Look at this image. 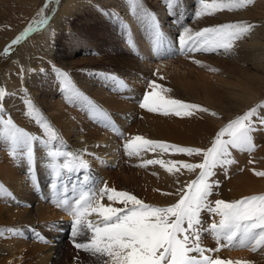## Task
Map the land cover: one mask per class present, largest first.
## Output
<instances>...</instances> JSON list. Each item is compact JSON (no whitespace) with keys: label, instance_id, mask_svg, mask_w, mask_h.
<instances>
[{"label":"snow or ice","instance_id":"snow-or-ice-1","mask_svg":"<svg viewBox=\"0 0 264 264\" xmlns=\"http://www.w3.org/2000/svg\"><path fill=\"white\" fill-rule=\"evenodd\" d=\"M253 2L254 0H198L194 17L211 16L224 10H240ZM128 3L132 7L133 15L147 26L151 48L159 55L169 47V42L158 19L143 8L140 0H128ZM165 3L171 15L178 7L179 0H165ZM46 8L47 4L38 15L44 13ZM33 23L4 49L5 56L10 53L12 45L27 38L34 30ZM43 23H47V20ZM181 27L182 31L177 40L182 51L218 52L222 49L224 54H230L236 42L246 37L253 28L250 24H224L206 27L193 33L189 27ZM128 43L134 46L132 42ZM23 71L21 69L22 73ZM58 74L63 79L61 91L66 103L80 107L90 118L107 120L109 123L105 126L108 127L111 123L108 114L72 85L67 73ZM99 75L118 89L127 88L126 82L115 74ZM148 83L150 90H146L139 105L142 109L164 116H190L193 110L209 111L200 105L169 97L167 93L171 89L155 81ZM10 95L14 94L0 88V144L7 147L10 157L26 164L29 181L36 164L34 146L39 145L41 151L45 152L43 166L50 175L51 195L48 199L55 207L72 217L71 235L74 246L87 253L93 264H232L231 261L218 257L213 259L206 253L219 251L223 247L230 250L250 249L253 252L264 249V195H252L231 202L216 200L214 204L209 200L214 189L219 186V182L212 179L216 175V169L226 170L235 163L231 158V149L249 153L254 151L256 145L253 143V133L264 129V104L229 121L215 135L211 147L207 149L183 147L141 136H135L127 142L124 149L128 156L159 149L161 153L202 158L199 163L151 159L141 165L159 164L170 174L180 172L181 169L189 173L199 170L195 179L177 189L179 198L175 203L155 206L127 191L109 188L106 182L92 177L87 161L78 152L68 148L52 122L45 118L30 98L24 101L25 114L38 125L41 135H33L17 126L11 118H3V103ZM211 115L215 116L216 113ZM42 136L46 138L42 139ZM82 171L84 175L80 176ZM255 174L264 177V172ZM32 186L33 190L37 187L35 184ZM5 195L13 198V194L0 184V197ZM105 197L109 202L107 205L102 202ZM114 204L122 207L113 206ZM205 212L212 217H219L218 222L213 219L210 224L205 225L202 217ZM93 215L97 220L89 219ZM47 227L49 230H61L57 224ZM6 231L18 232L17 229ZM205 233L216 240V249L203 246ZM77 238H81V242H77ZM42 242L48 243L43 238ZM236 264L251 262L237 261Z\"/></svg>","mask_w":264,"mask_h":264},{"label":"rangeland","instance_id":"rangeland-1","mask_svg":"<svg viewBox=\"0 0 264 264\" xmlns=\"http://www.w3.org/2000/svg\"><path fill=\"white\" fill-rule=\"evenodd\" d=\"M24 1L25 0H0V35L5 34V36H7L8 32L19 29L20 25L28 18V21L25 22V26L23 27L24 29L16 32V34L0 48V70L3 71L7 69L9 55L11 51L15 49L14 47L24 46L26 48L25 41L27 39L31 40L32 47H34V57L41 59L46 66H40L36 69L33 68L27 75H25V73L22 74V72L13 73L14 76H17L16 80L18 87L15 89V97L18 100L17 103H15L16 101L11 102L13 101V96L10 95V98H8V100L6 99L3 105H24V101L29 98L38 109L41 108L39 105H47L49 102H59L60 105H71L66 103L64 95L62 94L61 86L63 79L58 73H67L72 85L98 105H104L105 102L102 100L104 96V99L113 97L124 102V104L139 106L143 101V95L146 90H150L148 82L155 81L157 84L171 89V91L167 93L169 97L179 99L186 103L197 104L209 110L208 112L193 110V114L190 116L174 115L177 119L189 124L199 122L202 127L204 123L208 122L210 126H213L212 133L207 137L208 142H206L207 146H205V148L204 146H187L181 144L183 147L207 149L211 147L215 135L229 121L244 114L253 107L264 104V90L259 92L260 94L257 100H252L250 105L243 110H235L231 115H228L229 113L226 115L224 114V111L229 105H226V108L221 106L214 107L197 99H202L204 94L203 89L211 88L217 92H222L225 85L220 88V86H222L220 82L224 81L226 84L229 82L236 84L235 79L243 77V74H254L253 71L256 70L255 67H253L249 61L246 59L243 60V57L241 58V56H239L237 45L240 41L248 42L253 35L261 38L260 35L264 33V28H262V26L259 27V25L264 23V0H254L253 3L248 4L240 10L219 11L214 15H206L201 18L194 17V13L198 8V0H179L178 7L171 15L166 7L165 0H140L143 8L154 14L158 19L159 25L169 42V47L159 55L153 52L151 48L150 33L147 30V26L133 15L132 7L128 3V0H79L82 3L76 5L78 10H73L69 15L65 14L66 16L63 17L65 23L63 25H54L53 35L49 37L51 41L49 50L48 48H44L47 51H40L38 42L35 38V31L29 33L27 38L21 39L18 44L12 45L10 53L5 56L4 49L11 45L14 39L21 36L30 23L35 21V23H33L34 26L38 21L44 18L48 19V23H50V17H53L55 11L57 9L59 10V7H61L66 0H58V2L57 0H52L51 3H49V0H42L31 16L29 13L26 14L21 12L23 8L22 3H24ZM224 2H227V0H224ZM29 3L30 2H27L26 5ZM46 4L47 8L45 12L38 15L40 10L45 8ZM237 23L250 24L253 28L246 37L236 42L230 54H224L222 49L218 52H188L180 49L177 37L182 31V25L189 27L192 32L195 33L206 27ZM255 31H258L260 35L258 33L256 35ZM128 42H132L134 46H130ZM195 61H199L200 63L198 64ZM159 64L166 65V68H157ZM211 69H216L217 71H211ZM100 73L115 74L125 81L126 84L135 87V89H132L133 91L118 89L111 82L102 79L99 75ZM259 73L260 72H258V74ZM129 74L132 76L136 75V78L134 79L133 76L132 81L128 80ZM173 75L179 78H175ZM160 77H163V79H160ZM23 78L28 79L26 85L21 83V79ZM181 80L182 82H180ZM20 83L23 84V86L20 87ZM204 85L205 88L203 87ZM22 109H25V107ZM228 109L230 110V108ZM13 112L15 111H7L4 108L3 115H9ZM213 112L216 113L215 116L211 115ZM23 117L24 120L28 119L29 122L33 121L26 115H23ZM3 118L6 117L4 116ZM214 118H219L223 121L221 120L222 123H219V125H213V121H217V119ZM140 121H142V118L136 117L129 123V126L132 127ZM17 126L19 125L17 124ZM131 136L132 135L128 131H121L119 134H116L114 139L119 146V158L107 169L115 173L121 170H130L136 175V178L139 177L140 179L146 176L151 178L150 180H158L159 171L156 167H161L159 164L141 165L151 159L164 160L161 158V154L156 151H141L139 155H126L124 145L131 141V139H129ZM253 143L256 147L251 153L231 149V158L235 163L229 165L226 170L223 168L216 169V175L212 179L218 181L219 186L214 189L213 194L209 197V200L212 201L213 204L216 200L231 202L252 195H264V177L256 176L255 174L257 172H264V158L261 156V154H264V129H260L253 133ZM147 153L150 155L145 157ZM169 160L199 163L202 158L199 156L189 157L179 154L171 155L170 153L165 162ZM164 170L166 171V169ZM198 172V169L193 173L181 169L180 172H175V176H177V179L181 182L183 181L182 184L185 186L188 182L196 178ZM246 173H251V175L262 184L259 185L262 188L259 192L240 195L239 190L230 184L237 180L242 174L244 175ZM48 198L47 196V200L43 202L48 204L50 209H54L53 204L48 202ZM178 198L179 195L177 194L169 205L175 203ZM145 203L162 206L156 201H146ZM113 206H116V204ZM164 206H168V204ZM202 214L206 216L205 225L210 224L213 219L217 222L219 220V217H212L207 212ZM204 236H207V234L205 233ZM35 239L36 238H33L31 240L33 241ZM71 246L75 249V252L81 251L75 248L74 242L71 243ZM217 247L218 245L216 242L214 249ZM242 252L248 255V257L246 256L247 260L242 261H252L251 264H264V249L253 252L250 249L230 250L227 247H223L219 251L212 252L211 256L213 259L218 257L221 260L231 261L232 264H236V262L240 260L237 259L235 255L237 254V257H240Z\"/></svg>","mask_w":264,"mask_h":264},{"label":"bare ground","instance_id":"bare-ground-1","mask_svg":"<svg viewBox=\"0 0 264 264\" xmlns=\"http://www.w3.org/2000/svg\"><path fill=\"white\" fill-rule=\"evenodd\" d=\"M27 2L30 3L26 5ZM40 2L42 0H25L22 3L21 12L29 13L31 16L40 5ZM81 3L79 0H66L59 7V10L55 11L53 17H50V23H48V19L44 18L33 26L34 30L31 33L36 31L35 38L40 51H47L44 48L49 50L51 42L49 37L53 35L54 25H63L65 23L63 19L66 16L65 14L69 15L73 10L77 11L78 7L76 5ZM45 19L47 23H43ZM26 21H28V18L20 25L19 29L8 32L7 36L5 34L0 35V48L16 32L24 29ZM261 26L264 28V23L259 25V27ZM257 33L258 31L255 34L257 35ZM258 34L260 35V33ZM260 36L261 38L253 35L248 42L240 41L237 45L239 56L255 67L254 74L245 73L241 78H234L236 84L220 82L222 85L220 88L224 85L226 87L222 89V92H217L211 88L203 89L202 99L197 98L198 100L214 107L221 106L226 108V105H229L228 108L230 110L226 108L224 114L229 113L228 115H231L235 110H243L250 105L252 100L258 99L259 92L264 90V33ZM25 45L26 48L24 46V48L20 46L14 47L15 49L9 55L7 69L0 70V88H4L9 94H14L11 95L13 96V101L11 102L16 101L15 103L18 100L15 97V89L18 84L17 76H14L13 73L21 72V69H23L22 74L25 73L27 75L33 68L46 66L41 59L34 57L35 50L30 39L25 41ZM157 68H166V65L159 64ZM258 72L260 73L258 74ZM128 76V80L131 81L133 76L134 79L136 78V75L132 76L129 74ZM27 82L28 79H21V83L24 85ZM203 87L205 88V85ZM126 89L132 90L135 87L127 84ZM102 100L105 103L104 105H99V107L111 119L108 127L105 126L106 123H109L107 120L90 118L86 111L73 105H60L59 102H49L47 105H39L41 107L39 110L46 119L52 122L68 148L78 152L87 161L89 174L92 177H95L98 181L106 182L109 188L130 192L145 202L156 201L162 206L169 205L177 196V189L183 187V181L178 180L175 173L168 174L163 167H156L159 171L158 180H150L151 178L146 176L140 179L139 177L136 178V175L130 170H121L118 173L109 171L107 168L111 167L113 162L119 158V146L114 137L121 131H128L132 135L129 138L131 140L135 136H141L153 141L167 142L179 146L181 144L187 146L196 145L204 146L205 148L207 146L206 142H208L207 137L212 133L213 126L206 122L201 127L199 122L189 124L177 119L174 115L154 114L139 106L124 104V102L113 97L104 99L103 96ZM3 107L7 111H15L9 115H3V117L11 118L19 127L33 135H41V131L34 121L24 120L23 115H26L25 109H22L25 107L24 105H3ZM136 117H141L142 121L130 127L129 123ZM214 119H217V121L214 120L213 125L222 123V119ZM43 138L46 137L42 136ZM34 147L36 164L29 181L26 164H21L19 160H14L10 157L7 147L4 144H0V184L4 185L13 194V198H9L6 195L0 197V264H93L92 258L87 253L82 250L77 251V253L71 246L73 242L71 235L72 217L54 205V209H50V206L43 202L47 200V196L50 197L51 195L50 175L49 171L43 166L42 158L45 157V152L41 151L39 145ZM155 151L161 154V158L164 161L170 154L161 153L159 149ZM148 155L150 154L147 153L145 157H148ZM261 156L264 158V154H261ZM79 175L83 176L84 172L82 171ZM33 184L37 185L35 190H33ZM230 184L239 190L240 195L256 193L262 189L259 186L262 184L251 173L242 174ZM166 193L169 195H166ZM48 202L50 203V201ZM102 202L106 205L109 203L106 197ZM116 207H122V205L116 204ZM202 217L206 221L204 214H202ZM89 219L95 221L97 217L93 215ZM52 224L59 225L61 230H49L47 226ZM7 229H17L18 232H7ZM33 238H36L33 240L36 242L31 240ZM42 238L46 239L48 243L42 242ZM77 242H81V238H77ZM203 245L205 248L214 249L216 240L207 234V236L203 237ZM206 254L211 256L212 252ZM246 256L248 257L245 252H242L240 257H237V254L235 255L240 261L247 260Z\"/></svg>","mask_w":264,"mask_h":264}]
</instances>
